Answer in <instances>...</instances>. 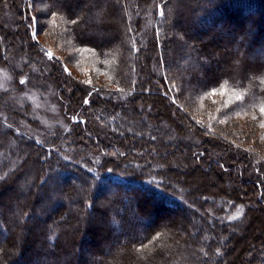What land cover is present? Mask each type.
Masks as SVG:
<instances>
[{"label": "trees", "instance_id": "1", "mask_svg": "<svg viewBox=\"0 0 264 264\" xmlns=\"http://www.w3.org/2000/svg\"><path fill=\"white\" fill-rule=\"evenodd\" d=\"M46 4L52 16L48 26H35L44 35L39 43L27 0H13V11L32 57L47 61L60 81L63 111L72 122L69 131L60 130L59 136L41 143L14 124L18 118L12 106L0 110V264H264V247L247 256L216 247L220 233L240 223L227 220L240 202L225 196V203L219 201L224 175L244 179L251 191L238 198L249 195L260 204L259 214L245 209L249 222L244 230L264 225V143L255 128L246 131L232 120L219 127L213 119L210 128L204 127L208 115L220 114L216 109L222 101L217 104L211 93L222 88L238 90L244 110L264 115V0H149L147 30L138 15L133 18L139 26L132 27L125 0ZM3 38L0 67L13 74L16 68L7 65ZM55 49L78 60V77L89 76L90 83L81 90L73 84ZM151 56L157 82L149 84ZM84 69L86 75L81 74ZM88 87L112 93L88 97ZM145 97H156L155 103L137 105ZM143 108L154 117L161 111L184 116L200 142L187 143L183 156L179 142L169 141L170 134L174 141L178 121L172 129L163 128L144 120ZM67 135L71 148L64 153L60 140ZM83 138L87 151L99 154L98 164L80 159L86 151ZM241 138L251 140L256 152L237 148L235 140ZM157 158L191 161L201 177L207 172L219 177L212 187L216 194L196 198L201 204L221 203L216 208L221 218H210L220 233L211 230L213 236H206L205 216L199 218L201 231L191 235L196 198ZM19 183L30 184L25 193ZM200 185L211 184L201 179ZM226 204L231 205L226 209Z\"/></svg>", "mask_w": 264, "mask_h": 264}, {"label": "rangeland", "instance_id": "2", "mask_svg": "<svg viewBox=\"0 0 264 264\" xmlns=\"http://www.w3.org/2000/svg\"><path fill=\"white\" fill-rule=\"evenodd\" d=\"M125 1L128 4V11L130 9L132 27L136 28V26H139L137 24L138 22H136L133 18L134 15H138L139 19H137V21L139 20L140 22L143 20V22L141 23L144 25V29L147 30L150 16L149 8L147 7L149 4V0ZM142 2H145V6H143L144 3L142 4ZM27 3H29L28 10L34 24V38L38 43L42 42L44 40V35H38V33H36L35 26L37 22H39V24H46L48 26L47 22H49L52 14L50 13V11H48L46 0H27ZM13 10V0H0V35L4 37L2 44L6 46V60L8 67H13V69L16 68L15 73L11 74V72L6 67H0V110H2V108H5L6 106H12L16 110V115L18 118V122H14V124L23 129L25 133L29 134L37 141L41 143H47L48 141H50L51 137L57 135L59 136V132H61L60 130H63V133L69 131V124L72 122V120L69 118V116L66 117L63 111V103L60 98L65 96V93H60L57 90V86L61 85L60 81L58 79H54V76L51 75L52 70L48 66L47 61H43L41 58L32 57L33 49L27 44L25 36L23 34V25L20 23L21 21L19 22V18L14 14ZM157 10H160V4L158 5ZM142 14L144 17L143 19L141 18ZM48 45L51 48L53 47L52 44ZM54 52L66 63V70L67 73L70 74V79L72 80V82H74L73 84L77 85L81 90L82 85L90 83L91 79H89V76L78 77V74L80 73L78 71H81L80 69H78L81 67L78 60L73 59V57L64 58L59 50L55 49ZM47 53L49 55H52V50L49 49ZM70 53H72V51H70ZM45 59L47 60L48 58L46 57ZM87 69H84L81 74L86 75ZM156 69L157 68L154 65L153 57L151 56L147 68V74L149 73V75H151L149 84L157 82ZM65 83L69 87L70 84L68 82ZM15 84H19L21 85V87H18ZM158 85L160 86V84ZM96 89L90 88L88 97L94 93L100 94L102 97H108L110 93H112L110 91H102ZM226 89L227 88H222L219 91H213L211 93V97L213 99H216L217 104L222 101V108L220 110L219 108L216 109L217 114L220 113L218 117L213 118L212 116L208 115L206 120L207 123L203 121L204 127L208 126V128H210V125L213 124V119L217 121L219 127L227 126L228 121L232 120L233 122H239V124L244 127L246 131H250V129H252L251 127H253V129L255 128L258 132L259 138H261L262 142L264 143V115L262 114L263 117H261L262 115L259 110L258 112L252 111L253 109L250 111L244 110V97L241 95V93L238 92V90L229 91ZM76 95L78 94L76 93ZM87 98L85 99V102L87 101ZM155 99L156 97H145L137 102V105H150L155 103ZM233 103L235 104V106H233ZM144 109L145 108H143V110ZM140 115L144 118V120H152L154 124H156V121L159 126L166 129H172L173 125H175L176 121H178V126H176L175 132H173V134L175 133L174 141H172L173 138H171L172 134H170L169 136V141L171 144L175 141L179 142V146L181 147L183 156L186 155L187 143L193 142L195 144H198L200 142V139L198 138L200 135L194 129L193 124L188 122L184 116H179L174 111L172 112V115H170V117L165 115L162 111L159 113V115H155L154 117V114L150 109L141 112ZM197 120H200L198 122H201L203 119L201 117H198ZM98 126L99 128L101 127L100 125ZM208 128H206L207 131L209 130ZM153 129L156 131V133L160 134V130L156 128ZM247 140L248 138L245 141L244 138L236 139L235 144L237 148H241L249 152H256L252 147L251 140L249 141V143H246ZM60 142L61 152L66 153L70 150L71 145L68 140V135L63 136ZM81 143V148H85L86 151L84 150L85 152L79 156L80 159L88 160L90 164L93 162L97 163L100 160L99 154H97L96 152H90L89 150L87 151V148H89V146L86 138H83L81 140ZM156 162H158L157 164L159 166H168L174 170V174L178 178V181H180L181 183L183 182L186 186V189H189V191L192 192V195H190V197L196 198L197 194L208 195L207 197H211V195L216 194L213 193L214 191L212 187L216 182H219V177L215 176L214 174L212 175L209 172L201 177L200 172L196 167H194V164L191 161L185 163V161L181 159L170 158L168 160H161L157 158ZM119 164L122 165L123 162L121 161ZM201 166L205 165L201 164ZM201 166L200 169L203 170V167ZM214 169L215 168H213L212 170ZM212 170L210 169V171ZM199 179H203L205 185H207L208 183L212 186L210 185L208 188L205 186V188L201 187ZM168 181H170V179ZM29 183H19L18 188L25 193V191H27V187L30 186ZM50 184L51 183H47L46 181L44 183V186L49 187ZM32 187H30V189ZM245 190L246 192L247 190L249 192L251 191V188L244 182V179L241 180L240 178H237L233 175L223 176V190L217 194H219V196H221L222 198L223 196H225L229 197L228 199L240 202L239 204L235 203V208L231 213V217L227 219L228 221H238L240 223H238V225L230 227L228 230L226 229V231L223 232H221L220 228H216L213 224H211L210 218H221L220 215H222V211H216V208L219 207V204L225 203L224 198L222 200H219L221 201V203L219 201H215L207 202V204H201L200 202H197V198L195 201L191 199L192 203L195 205V207H197L196 213L197 216H199H196V218L191 217V222L193 223V230H191V235L195 236L197 231H201L202 223L199 218L203 219L206 216L209 222V231L206 236H213L211 234V230H214L217 233L221 232V236L220 238L218 237L216 247L223 248L225 252L231 254L241 253L242 255L247 256L255 248L264 247V225H255L253 226L254 229H252L251 231L249 230L248 232L244 230V227L249 222V218L244 214L247 206L249 207L250 211L258 214L260 207L259 202L253 199V197H249V195L247 199L238 198L241 194H243ZM41 191L42 187H39V189H37V192L40 193ZM230 205L231 204H226L225 208L227 209ZM214 260L215 258L213 257V255H211L210 263H213Z\"/></svg>", "mask_w": 264, "mask_h": 264}]
</instances>
